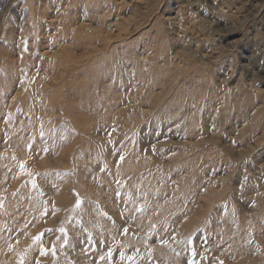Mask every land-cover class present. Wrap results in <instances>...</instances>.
<instances>
[{"label": "rangeland", "instance_id": "rangeland-1", "mask_svg": "<svg viewBox=\"0 0 264 264\" xmlns=\"http://www.w3.org/2000/svg\"><path fill=\"white\" fill-rule=\"evenodd\" d=\"M0 264H264V0H0Z\"/></svg>", "mask_w": 264, "mask_h": 264}]
</instances>
